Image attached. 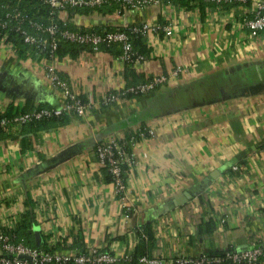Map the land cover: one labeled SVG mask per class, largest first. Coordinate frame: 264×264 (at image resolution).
<instances>
[{"label": "crops", "instance_id": "crops-1", "mask_svg": "<svg viewBox=\"0 0 264 264\" xmlns=\"http://www.w3.org/2000/svg\"><path fill=\"white\" fill-rule=\"evenodd\" d=\"M244 7L172 0L140 12L62 13L80 29L172 27L170 36L143 38L149 53L140 64L123 63L117 47L59 58L56 69L86 100L175 67L188 73L83 118L10 129L0 140V215L16 217L30 202L36 245L130 256L149 225L150 255L167 264L179 254L264 244V32L252 37L241 26ZM44 72L41 63L0 46V111L59 105L60 92ZM138 128L154 133L130 149L133 163L117 195L95 146ZM23 139L29 148L22 149Z\"/></svg>", "mask_w": 264, "mask_h": 264}, {"label": "built area", "instance_id": "built-area-1", "mask_svg": "<svg viewBox=\"0 0 264 264\" xmlns=\"http://www.w3.org/2000/svg\"><path fill=\"white\" fill-rule=\"evenodd\" d=\"M48 8L45 18H36L21 8L22 0L14 4L8 0H0V28L4 34L0 37V46L9 47L16 54V45L7 42V36L11 32L20 35L27 46V57L44 66V76L47 82L58 92L63 101L52 107H36L28 112L17 113L11 118H1L0 127L8 131L13 128H21L32 121L60 118L62 116L85 117L89 112L103 106H111L128 99V95L142 96L164 87L171 82H178L188 73L184 67H175L167 74H156L144 81L129 85L116 92H110L100 98L83 100L77 92L73 91L68 80L61 76L56 69L58 61L56 51L61 42H67L91 52H99L103 49L117 47L120 51L119 59L129 65L140 64L147 59L138 54L133 47L134 36L147 38L151 34L163 33L166 36L172 34L170 24L159 22H142L124 27L103 28L98 31L95 27L88 29L73 28L69 21L61 17L62 13L78 10H95L105 6H115L118 13L126 11H145L150 7L159 5L170 6L172 0H39ZM206 4L215 6L240 5L245 6L241 17V26L246 28L252 37H257L264 32V2L261 0H203ZM17 55V54H16ZM151 128H138L126 132L120 137H111L98 141L95 146L98 162L102 168H106L112 178L117 195L125 189L123 178V166L133 163L132 154L127 151L140 140L153 135ZM240 169L234 165V172ZM1 203V202H0ZM2 207V206H0ZM21 214H12L10 217L0 215V226L13 229ZM10 234L0 230V264H48V263H75V264H116L123 260H129L130 254L118 255L106 249L90 248L81 251L77 248L60 251L48 247V250L31 248L22 242L14 243ZM264 257V244L253 242L247 249L222 250V254L199 255L179 254L171 258L170 264H216L224 260L233 263L261 264ZM137 264H167L158 256L143 255L137 260Z\"/></svg>", "mask_w": 264, "mask_h": 264}, {"label": "trees", "instance_id": "trees-1", "mask_svg": "<svg viewBox=\"0 0 264 264\" xmlns=\"http://www.w3.org/2000/svg\"><path fill=\"white\" fill-rule=\"evenodd\" d=\"M11 1L12 3H16L17 0H8ZM21 8L24 11H27L34 17L40 19V18H45L46 12L48 11V8L45 5H42V3L39 0H22L21 2ZM93 12L94 10H89V9H84V10H78V12ZM98 13H109L111 11H115V6H105L101 7L97 10H95ZM98 31H100L102 28H96ZM110 29V28H107ZM4 34V31L0 28V37ZM7 42H13L14 45H16V54L19 57L25 58L27 57V52L28 48L27 46L23 43L21 37L19 34L15 32H11L6 39ZM133 47L134 50L141 55L148 56L149 49L147 45L144 42V39L141 36H134L133 38ZM112 48H107L105 50H110ZM86 50L85 48L67 43V42H61L58 46V49L56 51V54L58 58H61L65 55L70 56V57H76L80 52ZM118 53V52H117ZM120 54V51H119ZM129 65V64H128ZM146 80V79H145ZM144 81V80H142ZM135 84V83H132ZM131 84V85H132ZM81 96V95H80ZM128 97H137L134 95H128ZM83 100H86L81 96ZM40 107H49V106H40ZM34 109V108H33ZM32 109H16L13 108L12 105H9L4 111H0V119L1 118H11L15 116L17 113H22V112H28L31 111ZM65 115L56 118L53 117L51 119H43L39 121H32L29 122L28 124L24 125V127H30L31 129L36 128V129H41L45 127L47 122H55V121H61L60 123L65 122ZM9 136V131L6 128L0 127V140L5 139ZM26 140H22V149L29 148L30 145H23ZM128 152H130V149H127ZM128 167L123 166V178L125 180L126 177V171ZM103 173L106 174L107 179L109 181H112L110 173L107 171L106 168H103ZM34 212H33V204L30 202H27V207L24 213L21 214L20 218L18 219V222L15 224L13 229H9L6 227H1L0 230L3 231L6 234H10L12 241L14 243L22 242L24 245L31 247V248H39L40 250H48V246L46 244H42L40 246L36 245V242L34 238L32 237L31 234V228L34 225ZM143 234L146 236V239L142 238V235H139V242L133 251L130 260L127 261H121L116 264H137V260L140 256L143 255H149L151 252V249L154 247L155 244V238L153 235V231L151 230V226L146 225L142 228ZM208 253V252H207ZM209 254H222V251H216V252H209ZM264 262V257L261 260ZM48 264H60V263H48ZM65 264H75V263H65ZM216 264H247V263H233L230 260H224L221 263H216Z\"/></svg>", "mask_w": 264, "mask_h": 264}, {"label": "water", "instance_id": "water-1", "mask_svg": "<svg viewBox=\"0 0 264 264\" xmlns=\"http://www.w3.org/2000/svg\"><path fill=\"white\" fill-rule=\"evenodd\" d=\"M35 232H36V236H37V241H40V237L38 236V231L35 230Z\"/></svg>", "mask_w": 264, "mask_h": 264}]
</instances>
